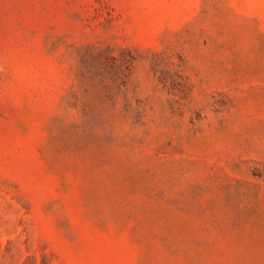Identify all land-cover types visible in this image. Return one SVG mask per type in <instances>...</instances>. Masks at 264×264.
<instances>
[{
	"label": "rangeland",
	"instance_id": "374dc122",
	"mask_svg": "<svg viewBox=\"0 0 264 264\" xmlns=\"http://www.w3.org/2000/svg\"><path fill=\"white\" fill-rule=\"evenodd\" d=\"M0 264H264V0H0Z\"/></svg>",
	"mask_w": 264,
	"mask_h": 264
}]
</instances>
